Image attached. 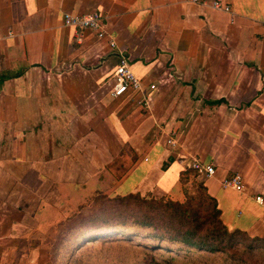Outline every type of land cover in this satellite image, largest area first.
I'll return each instance as SVG.
<instances>
[{"label": "crops", "instance_id": "obj_1", "mask_svg": "<svg viewBox=\"0 0 264 264\" xmlns=\"http://www.w3.org/2000/svg\"><path fill=\"white\" fill-rule=\"evenodd\" d=\"M211 1L0 0V264H51L99 194L183 202L195 181L229 229L264 237V0ZM91 11L142 92L110 96L118 53L64 25ZM235 173L241 192L220 186Z\"/></svg>", "mask_w": 264, "mask_h": 264}, {"label": "trees", "instance_id": "obj_2", "mask_svg": "<svg viewBox=\"0 0 264 264\" xmlns=\"http://www.w3.org/2000/svg\"><path fill=\"white\" fill-rule=\"evenodd\" d=\"M190 189H186L183 202L138 194L114 197L99 194L94 197L92 207L88 206L62 227L50 250L52 264H58L57 255L64 246L71 248L119 236L134 240L138 234L152 237V246L145 247L157 253L173 252L171 258H176L181 254L174 251L173 246L180 247L185 249L184 255L196 252L209 260L216 259L218 264L220 260L245 263L249 255L264 247V237H250L244 231L231 230L225 225L216 200L207 193L202 182L195 181ZM115 213L130 221L134 229L126 230L123 224L98 225L99 219Z\"/></svg>", "mask_w": 264, "mask_h": 264}, {"label": "rangeland", "instance_id": "obj_3", "mask_svg": "<svg viewBox=\"0 0 264 264\" xmlns=\"http://www.w3.org/2000/svg\"><path fill=\"white\" fill-rule=\"evenodd\" d=\"M89 206L92 207V201ZM90 207V208H91ZM91 210V209H90ZM91 222V220L89 221ZM98 225H119L123 224L126 230L134 229L133 224L121 217V214L105 217L98 220ZM125 224V225H124ZM117 239L97 240L86 242L78 246L69 248L64 246V249L58 252V264H218V261L209 260L202 257L196 252H187L184 255V248L174 247V251H179L180 256L171 258L174 254L164 252H155L147 246H152L153 238L138 234L134 236V240L126 239L125 237H116ZM119 238V239H118ZM52 247V246H51ZM164 254V255H162ZM172 254V255H171ZM49 260L52 264V252H50ZM221 264H264V247H261L254 254L248 256L245 261H222Z\"/></svg>", "mask_w": 264, "mask_h": 264}, {"label": "built area", "instance_id": "obj_4", "mask_svg": "<svg viewBox=\"0 0 264 264\" xmlns=\"http://www.w3.org/2000/svg\"><path fill=\"white\" fill-rule=\"evenodd\" d=\"M197 2L198 0H191ZM210 6L215 9H221L229 14H232L231 8L222 0H212ZM64 25L75 29V40L81 43L83 34L86 30L92 31L98 38H106L107 46L114 52H117L115 40L108 34L102 16L97 11H91L85 14H64ZM154 88V85L150 86ZM129 91L142 92V84L140 80L131 71L127 56L123 53H118V63L113 71V81L110 89V96L117 98ZM167 144L174 145L175 140L171 136L166 140ZM179 160L186 161V156H179ZM187 168L193 170L199 175L210 177L214 175L215 168L212 164H206L197 158H192L186 162ZM220 186L225 189H233L241 192L244 190V181L240 174L235 173L229 177L220 180ZM254 200L264 206V194H257Z\"/></svg>", "mask_w": 264, "mask_h": 264}]
</instances>
